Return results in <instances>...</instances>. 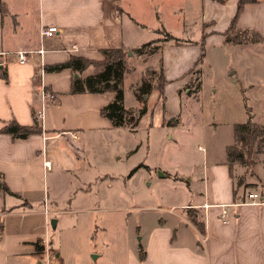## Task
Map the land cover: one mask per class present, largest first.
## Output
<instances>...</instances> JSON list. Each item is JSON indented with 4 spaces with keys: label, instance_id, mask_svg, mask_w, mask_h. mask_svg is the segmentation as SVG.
I'll use <instances>...</instances> for the list:
<instances>
[{
    "label": "crops",
    "instance_id": "obj_1",
    "mask_svg": "<svg viewBox=\"0 0 264 264\" xmlns=\"http://www.w3.org/2000/svg\"><path fill=\"white\" fill-rule=\"evenodd\" d=\"M9 1L1 0L0 4V54L8 52L0 55V264H92L82 256L77 257L80 260H65L60 250L51 247L47 231L53 216L66 212L67 209L60 206L71 195L81 192L83 185L88 186L90 179L87 177H92L98 169L90 157L92 143L87 142L86 136L120 129L99 112L114 99V93H71L73 72L70 68L46 72L43 67L65 62L76 55L101 60L100 50L107 48L121 47L131 51L139 46L137 37L143 30H157L155 24L158 30L159 26L166 27L164 30L173 37L183 39L172 33L171 22L175 29L184 31L189 26L196 27L199 20L197 27L204 43L210 42L220 48L233 46L225 43L223 31L235 14L237 0L222 3L217 0H144L149 4L157 1L158 7L163 4L165 8L163 15L155 13L153 26L139 19L132 10L127 12L124 0H36L30 10L11 8ZM30 11L33 21L30 32L25 35V21ZM45 25L56 26L58 31L53 37L41 40L40 29ZM236 26L237 29H254L264 38V0L246 4ZM73 45L76 50L70 51ZM168 45L165 42L159 51L166 80L165 102H161L158 90L150 92L158 95L155 104L161 113L167 112L164 120L171 114L170 105L166 103L168 78L188 74L192 69L188 70L189 63L195 56L193 52L189 55L185 47ZM40 48L44 53L33 54L25 64H20L13 55L17 50ZM92 67L95 69H86L80 77L100 70V67ZM237 77L239 90L252 89V81ZM185 79L187 81L181 84H186L180 92L181 106L182 99L190 104L189 96L194 93L193 87H189L191 80L188 76ZM200 79L197 100L204 95L202 70ZM41 87L52 92L55 98L42 100ZM212 91L216 93L217 87L213 85ZM127 109L137 111L138 107ZM249 109L250 113L246 109L245 120L251 115L254 121L253 108ZM39 111L43 114L41 121L37 120L41 132L20 139L2 133L1 129L10 122L32 126ZM255 122L264 126V121ZM212 123L220 126L216 120ZM235 124L238 122L231 123L229 131L232 141L218 153L205 149L199 172L187 177L188 202L141 207L148 218L144 219V232L143 223L139 222L140 242H132L129 235L104 241L95 260L103 257L108 264H264V148L249 171L238 163L227 164L225 151L234 143ZM160 125L165 126L163 122ZM71 133L77 138L73 139ZM103 144L108 151L110 143ZM45 162L50 163L49 169L44 166ZM66 176L79 184L68 183L64 190L60 189ZM103 176L110 177L108 173ZM239 177L242 184H238ZM51 183L57 188L54 191H51ZM69 187L71 191L67 190ZM61 191L66 192L65 197ZM249 192L259 195L258 204L230 205L248 200ZM221 205H228L226 223L219 219ZM187 208L198 213L203 231L189 221ZM101 209L126 211L128 207L116 205ZM131 209L139 210L136 206ZM55 220L54 228L59 225L60 218Z\"/></svg>",
    "mask_w": 264,
    "mask_h": 264
},
{
    "label": "rangeland",
    "instance_id": "obj_2",
    "mask_svg": "<svg viewBox=\"0 0 264 264\" xmlns=\"http://www.w3.org/2000/svg\"><path fill=\"white\" fill-rule=\"evenodd\" d=\"M35 1L10 0L9 6L30 10ZM157 3L124 0V7L127 12L132 10L139 19L153 26L156 21L155 13L160 12L163 15L165 10L163 4L158 7ZM26 20L25 35L31 30L32 11ZM199 23L198 20L197 26ZM169 25L174 35L183 38L179 45L185 47L189 55L192 52L195 54L188 70L193 68L195 71L198 67L202 70L203 98L197 100V92L192 93L189 96L191 103H184L182 99L181 106L180 92L186 85L181 84L187 81L186 76L192 81L196 74L192 76L189 71L187 75L178 74V78L177 76L168 78L166 103L170 105L171 114L170 117L165 116L166 120L164 115L167 112L162 114L158 109L157 103L155 104L158 95L153 91L150 97L148 94L145 103L149 112L141 117L135 130L130 126H123L120 129L86 136L87 142L92 143L90 157L98 169L94 170L92 177H87L90 184L83 185L81 192L71 195L66 202L64 198L62 199L65 204L60 208L67 210L56 217L53 216V219L60 218L59 225L53 229L50 222L47 231L52 241L51 247L60 250L67 261L80 260L77 257L82 256L92 264H108L103 257L95 260L103 249L104 241L129 235L132 242H140L141 233L138 232V225L139 222L143 223L144 232V219L148 218L147 212L142 211L141 207L173 203L181 205L188 202L190 189L187 177L196 176L199 172V167L204 162V150L221 152L227 142L232 141L229 133L231 123L245 120L247 107L253 108L254 121H264V42H260V45L245 43L224 48L205 42V54L200 58L202 35L199 28L189 26L184 31H178L174 28L173 22ZM155 28L157 30H143V33L138 35L137 41H140V46L151 40H160L159 44L162 45L165 42L166 45H178L172 40H165L166 27L163 29L159 26L158 30L155 24ZM126 52L129 58L126 60L128 69L122 80L124 105L126 108H140L143 103L134 96V89L141 86L142 78H147L149 76L147 72L151 70L155 71L154 80L159 81L157 77L162 54L156 52L150 56H137L130 54L129 50ZM91 68L93 69L92 66ZM238 75L241 79L247 78L252 81V89L239 90L237 87L239 84L236 83ZM213 85L217 87L216 93L212 91ZM213 120L220 122V126H215ZM161 122L165 124L164 128L160 127ZM106 142L111 145L108 151L103 144ZM255 149L253 147L251 156L253 161L259 153H255ZM116 156H120V159ZM251 167H248L247 171ZM105 173L110 177L103 176ZM61 183L60 189L63 190L68 183H72V186L79 184L71 176H66ZM50 188L51 191L57 189L52 183ZM67 190L72 189L69 187ZM62 192L64 193L62 197H65L66 192ZM116 205L128 209L111 212L101 209H111ZM133 206L139 210L133 211L131 209ZM177 209L179 211V208Z\"/></svg>",
    "mask_w": 264,
    "mask_h": 264
},
{
    "label": "trees",
    "instance_id": "obj_3",
    "mask_svg": "<svg viewBox=\"0 0 264 264\" xmlns=\"http://www.w3.org/2000/svg\"><path fill=\"white\" fill-rule=\"evenodd\" d=\"M222 3L224 0H217ZM258 0H237V7L234 16L229 26L223 31L224 41L227 44L239 45L243 43H260L264 42V38L256 32L254 29H237V20L240 12L246 4H252ZM1 4V0H0ZM166 39L172 40L175 43H179L180 39H177L165 31ZM163 42V41H161ZM160 40H151L148 43L139 45L135 49L131 50L133 55L143 56L154 54L160 51L162 44H159ZM204 38L200 43V49L202 58L204 56ZM127 50L123 48H107L100 50L102 55L101 60L87 59L82 56H71L69 60L58 64L44 66L43 69L47 72H59L63 68H70L73 72L71 93L87 92V93H105L111 91L114 93V99L109 102L106 106L100 108V113L103 117L111 121L112 126L121 128L123 126H130L132 130H135L138 123L146 113V98L150 94L152 89L158 90L161 97V102H165L164 85L166 80L163 76V65L159 61V71L157 80H154V70L148 71L149 75L147 78H142V83L139 88L134 89V96L138 98L143 106L138 108L137 111L127 109L124 106L123 96V77L128 69L126 66V60L129 58ZM91 66L100 67L97 72L91 73L84 78L80 77L86 69ZM198 67V66H197ZM194 71L192 68L190 74L195 78H191L192 81L189 83V87H194L192 92L196 93L201 86L200 68H196ZM76 75V77H75ZM250 113L249 107L246 108ZM2 133H9L13 138H26L28 135L39 133L42 131L37 119H34L32 126L18 125L16 122L7 123L4 128L1 129ZM234 143L228 145L226 148L227 164L232 165L238 163L241 166L250 167L253 164L251 156L253 154V147H255V153L260 152L264 148V126L259 125L257 122L252 120L251 115L241 123L235 124L233 127ZM260 148V149H259ZM238 184H242L241 178L238 180ZM186 213L189 221L197 227L201 232L204 230L202 221L199 219L198 213L192 209L187 208ZM142 258V257H141Z\"/></svg>",
    "mask_w": 264,
    "mask_h": 264
},
{
    "label": "built area",
    "instance_id": "obj_4",
    "mask_svg": "<svg viewBox=\"0 0 264 264\" xmlns=\"http://www.w3.org/2000/svg\"><path fill=\"white\" fill-rule=\"evenodd\" d=\"M58 31L57 27L56 26H49V25H45V27H42L40 29V38L41 40H44L46 38H51L55 35V33ZM76 50V46H71L70 48V51H75ZM38 54V55H42L44 53V49L43 48H40V49H36V50H17L16 52L13 53V55L16 57V60L20 63V64H25L28 62V60L30 58H32L33 54ZM5 54H8V52H2L0 55H5ZM55 96L52 92L50 91H45V89L43 87H41V99L42 100H45V99H49V100H52L54 99ZM37 120L41 121L42 117H43V114L41 111H39L37 113ZM71 137L73 139H76L77 136L75 133H71ZM44 166L46 168H50V163L49 162H45L44 163ZM248 196V200H244L242 202H238V203H234V204H230V205H244L245 203H252V204H258V200H259V195H257L256 193L254 192H249L247 194ZM204 206H207V205H204ZM228 205H221V214H220V221L222 223H226L227 222V217H228V211H227V208Z\"/></svg>",
    "mask_w": 264,
    "mask_h": 264
},
{
    "label": "water",
    "instance_id": "obj_5",
    "mask_svg": "<svg viewBox=\"0 0 264 264\" xmlns=\"http://www.w3.org/2000/svg\"><path fill=\"white\" fill-rule=\"evenodd\" d=\"M129 52H130V51H129ZM130 54H132V52H130ZM75 77H76V75H75ZM55 224H56V220L53 219V220L51 221V227L54 228V227H55Z\"/></svg>",
    "mask_w": 264,
    "mask_h": 264
}]
</instances>
